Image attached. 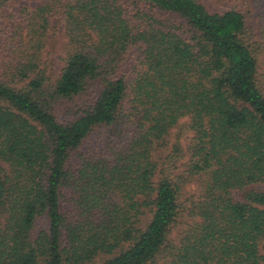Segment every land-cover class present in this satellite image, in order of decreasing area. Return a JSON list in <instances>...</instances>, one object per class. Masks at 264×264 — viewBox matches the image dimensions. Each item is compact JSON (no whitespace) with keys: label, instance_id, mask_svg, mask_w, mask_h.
Returning <instances> with one entry per match:
<instances>
[{"label":"trees","instance_id":"obj_1","mask_svg":"<svg viewBox=\"0 0 264 264\" xmlns=\"http://www.w3.org/2000/svg\"><path fill=\"white\" fill-rule=\"evenodd\" d=\"M246 7L0 0V264H264V30Z\"/></svg>","mask_w":264,"mask_h":264},{"label":"rangeland","instance_id":"obj_2","mask_svg":"<svg viewBox=\"0 0 264 264\" xmlns=\"http://www.w3.org/2000/svg\"><path fill=\"white\" fill-rule=\"evenodd\" d=\"M246 2L249 7L245 8V13L248 15L250 24L254 27H262L264 30V0H237V5L243 8V3ZM55 22H53V25ZM55 26V25H54ZM58 35L57 37L54 35V32L49 34V41L50 44L54 46L55 53L53 55L54 59L56 60L55 64V74L59 76L62 68L64 67L63 58L65 55L60 50L62 44H65L64 38V30L62 24H57ZM55 31V30H53ZM53 50V49H52ZM190 134L186 133L185 127L183 124L180 125L177 129L173 130L172 138L179 139L182 142L185 141V138ZM46 224L45 219H41L38 223V226H44Z\"/></svg>","mask_w":264,"mask_h":264}]
</instances>
